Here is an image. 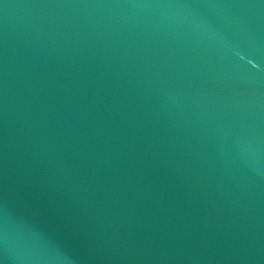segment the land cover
<instances>
[{"label":"water","instance_id":"water-1","mask_svg":"<svg viewBox=\"0 0 264 264\" xmlns=\"http://www.w3.org/2000/svg\"><path fill=\"white\" fill-rule=\"evenodd\" d=\"M0 264H264V0H0Z\"/></svg>","mask_w":264,"mask_h":264}]
</instances>
